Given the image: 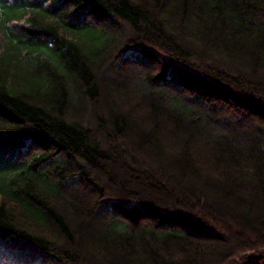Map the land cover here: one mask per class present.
Wrapping results in <instances>:
<instances>
[{
  "label": "trees",
  "instance_id": "obj_1",
  "mask_svg": "<svg viewBox=\"0 0 264 264\" xmlns=\"http://www.w3.org/2000/svg\"><path fill=\"white\" fill-rule=\"evenodd\" d=\"M1 238L264 264V0H0Z\"/></svg>",
  "mask_w": 264,
  "mask_h": 264
},
{
  "label": "rangeland",
  "instance_id": "obj_2",
  "mask_svg": "<svg viewBox=\"0 0 264 264\" xmlns=\"http://www.w3.org/2000/svg\"><path fill=\"white\" fill-rule=\"evenodd\" d=\"M113 66L114 64H112V66L108 68L110 73L111 71L112 72L120 71L118 70L119 67L117 66L113 67ZM241 137L243 139H247L248 134L242 133ZM255 138L259 139V135L256 134ZM129 144L127 147L132 148V145L131 144L129 145ZM125 154L127 156V160L129 162H132V165H134V168H140V166H142L139 162H136L134 161V159H131L128 152H125ZM145 166L146 168H149L148 161H145L144 167ZM80 184L81 182L74 187H78V185ZM72 192L73 191H71V193ZM0 264H57V263L51 261L49 258H46L36 249H33L29 246H24L20 243L12 242L8 239L1 238L0 239Z\"/></svg>",
  "mask_w": 264,
  "mask_h": 264
}]
</instances>
